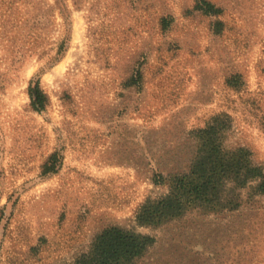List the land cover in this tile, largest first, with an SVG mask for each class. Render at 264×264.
<instances>
[{"label":"rangeland","instance_id":"1","mask_svg":"<svg viewBox=\"0 0 264 264\" xmlns=\"http://www.w3.org/2000/svg\"><path fill=\"white\" fill-rule=\"evenodd\" d=\"M196 1L0 0V264H73L109 226L153 237L134 264H264V0ZM215 166L212 198L138 222Z\"/></svg>","mask_w":264,"mask_h":264},{"label":"trees","instance_id":"2","mask_svg":"<svg viewBox=\"0 0 264 264\" xmlns=\"http://www.w3.org/2000/svg\"><path fill=\"white\" fill-rule=\"evenodd\" d=\"M194 7L204 14H218L221 11L206 0H197ZM27 91L32 109L38 112L44 110L48 97L41 89L39 80L31 81ZM216 170L217 166L209 171L199 167L190 174L172 178L167 194L156 200L146 201L141 206L136 217L138 222L157 225L180 215L186 208L204 201L207 197L212 198L217 186ZM162 179L158 174L154 182L162 183ZM257 190L264 194V178L257 184ZM153 241L152 236L135 230L109 226L94 236L88 249L79 254L73 264H134Z\"/></svg>","mask_w":264,"mask_h":264}]
</instances>
